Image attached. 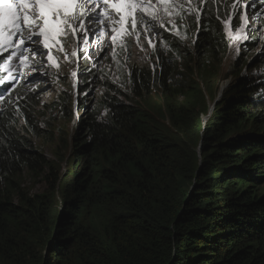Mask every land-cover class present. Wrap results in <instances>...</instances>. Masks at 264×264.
Segmentation results:
<instances>
[{"label": "trees", "instance_id": "1", "mask_svg": "<svg viewBox=\"0 0 264 264\" xmlns=\"http://www.w3.org/2000/svg\"><path fill=\"white\" fill-rule=\"evenodd\" d=\"M205 5L187 27L192 45L155 47L151 64L128 66L120 103L106 79L100 115L87 111L74 137L58 129L61 152H72L68 183L31 136L24 146L5 137L0 264H264V41L251 29L235 41L232 2ZM59 96L66 126L72 98ZM37 169L46 188L25 192Z\"/></svg>", "mask_w": 264, "mask_h": 264}, {"label": "snow or ice", "instance_id": "2", "mask_svg": "<svg viewBox=\"0 0 264 264\" xmlns=\"http://www.w3.org/2000/svg\"><path fill=\"white\" fill-rule=\"evenodd\" d=\"M97 7L102 8V13H96ZM137 11L139 18L133 14ZM168 11L167 0H159L158 4H153L152 0H0V55L13 49L8 59L18 57L20 65L31 70L36 69L29 54L32 60L38 55L46 56L47 66L58 68L53 49L65 56L69 55L58 39L61 35L75 36L80 31L82 35L79 39L87 46L89 32L102 37L104 28H109L111 44L116 45L119 40L120 46L125 47L122 36H132L139 43L138 23L143 31L149 30L148 25L153 22L163 27V17ZM76 55L77 49L74 48L71 56ZM36 63L40 67L45 66L44 61ZM72 75L75 77L76 73Z\"/></svg>", "mask_w": 264, "mask_h": 264}, {"label": "rangeland", "instance_id": "3", "mask_svg": "<svg viewBox=\"0 0 264 264\" xmlns=\"http://www.w3.org/2000/svg\"><path fill=\"white\" fill-rule=\"evenodd\" d=\"M188 1L191 5V8H192V14H194L195 17H197L196 8L199 7L202 2L207 4V6H211V7L216 6V0L207 1V2L205 0H188ZM237 5H238V3L236 4V6L233 5V6H235V11L237 9ZM205 10H206V5L203 6V8L201 10L199 9L198 13L202 14ZM231 16H232V14H229L230 18H231ZM245 20L247 21L246 23H245ZM230 22H231V20L228 21L227 25H229ZM241 22H242V27L240 29L246 30V32H248V28H246V26L248 25L249 28L253 27V28H251V31L254 30L256 32H260V37H261L262 41H264V33L261 32L262 27L261 26L257 27L255 25V17L252 13L251 14L248 13L243 18H241ZM85 23H87V21H85ZM180 24H181V18H178L177 19V26L175 27V30L178 33V37L168 36L169 44L172 46L173 49L175 48L177 50H178V48L181 47V43H183L184 45L185 44L186 45L187 44H189V45L193 44L189 40L190 36H189V31L187 29V27L192 25V23L188 24L186 27H181ZM99 27L102 28V25H100ZM106 31H107V35L111 39L110 29L106 28ZM228 32L231 35L235 34L233 29H230V28H228ZM65 37L66 36H64V37L60 36V37H58V39L65 38ZM66 39H69V37L67 36ZM245 39H246V36H245L244 31L241 32L240 34H238L237 36H235V41H243ZM102 40H103V37H98V36L94 35L92 32H89V34H88V45L80 48L82 60H84V57H88L87 62H86L87 64L85 65V67L90 66L92 69H94L98 66V63L100 60L98 49L102 43ZM78 43H79V40H77V42L75 43V45L72 48H68L67 44L62 43L65 51L69 54L68 56H65L63 53L56 52L55 49H53L52 54L57 59V62L59 64L58 68L47 66V63H46L47 57L46 56L41 57L38 55L34 59L36 61H44L45 62L44 67H40L39 64H37L35 62V64L38 66V68L40 70L41 75H44L43 80H42V84H41V88H40V92H39V99L35 105V112H34V115L37 117V120L41 121V125H40L41 127L38 131L39 132L38 134L32 135L33 133H31V132H29V133L31 134V137L33 138L38 149H40L42 151V155L44 156L45 161L49 160L52 163L57 164L56 166H58L59 170H60L59 175L63 174L64 169H65L66 165L68 164V160H69L68 154L61 152V145H60L59 140L54 138V135L58 131V129L63 128L65 130V133L67 130V128L64 124V119L62 118L61 112L58 109L59 105H58V103H56V102H59V97H60L59 95H61L63 92H65L67 94L68 98H72V104L69 107L70 108L69 113H71L73 108L75 109L74 111L76 113L78 123L80 122V119L83 120L85 115H86V112H85V114H84V112H81L83 106L87 107L86 87L84 86V81H82V78H80V80H78V88H79V91L81 93V97L74 99L71 96V94L69 93V86L72 83L71 75L69 72V67H70V65L74 59V56H71V52ZM94 44H95V47H97V48L95 49L93 47L91 52L86 53L87 49H90V47ZM152 45H153V43L151 42V46L150 45L149 46H146V45L136 46V48L131 52V54L128 57V63L126 65L120 66V69L122 71L121 81H122L124 89L128 87L127 81H126V75L128 74L127 69H128V66L130 64H134V65L139 66V67H143V66H147V65L151 64V60L149 57H150V55H153L152 51L155 48ZM85 48H86V50H85ZM121 49H122V47L120 46L119 40H118L117 44L115 45V50L113 52H111L106 59V62H105L106 65H111L113 63L114 64L119 63V60L121 58ZM169 50H171V49H166L165 51L168 52ZM11 51H13V49H8L7 53H4V57L7 58ZM234 51L238 52V48ZM114 53H115V55H114ZM12 58H14V57H12ZM83 66H84V64H83ZM85 67H84V69H85ZM7 69L9 71L8 75H12L13 79H16L18 77V75L24 74L25 67L20 65V62L17 61L14 66H12L11 68H7ZM18 70H19V73H18ZM20 71H21V74H20ZM106 79H110L113 82L112 76L106 75L99 82L97 89H96V107L99 108V115L102 111V108L99 105L101 96H103L106 92H109L108 81L103 83ZM231 80H233V79L229 78V79L221 80L219 82V84L217 85L218 90L216 93V98L219 97V94L221 93V91L224 87L231 84ZM60 81L63 84H65V87H63V91L59 90ZM9 106H10V102L0 106V109H1L0 110V116L2 117V119H3V116H4V114L7 111V108ZM37 120H35V121H37ZM35 121L33 122V124L35 123ZM67 126H73V122L68 123ZM29 130H30V128L28 127V131ZM47 135H49V137L51 136V140H49V142H47V140H46ZM67 138H69V137H67ZM59 153H60V155H59ZM72 178H73V176H72V172H71L68 174V176L66 177L65 180L68 183L69 181H71ZM44 188H46V185L44 183L43 174L41 173L40 169H37L34 172L27 173L24 176V178H23V189L25 192L29 191L31 193L32 191L36 192L39 190H40V192H43Z\"/></svg>", "mask_w": 264, "mask_h": 264}, {"label": "clouds", "instance_id": "4", "mask_svg": "<svg viewBox=\"0 0 264 264\" xmlns=\"http://www.w3.org/2000/svg\"><path fill=\"white\" fill-rule=\"evenodd\" d=\"M152 3L158 4L159 0H152ZM167 3L169 5V11L163 17V23H164L163 27H160L159 23L153 22L152 24L148 25L149 30L143 31L141 30V25L138 23L137 30L139 31V35H140L139 43H136L134 37L132 36L124 35L121 37L124 40V44L126 46L122 47L121 58L119 60V63L117 64L113 63L111 65H106L105 63L109 54L115 50V45L111 44V39L107 35L106 28H104V26L102 25V28H104V35L102 37L103 39L105 38V41L98 49V53L100 56L98 66L94 69H92L89 66L87 71H85L83 66L82 55L80 53V48H82L85 45L83 44L82 40L79 39V37L82 35L81 32L79 31V33L76 34L79 43L74 47L75 49H77V55L74 56V59L69 67V72L72 80V83L69 86V93L74 99L81 97V93L78 88V80L82 78V81H84V86L86 87L87 111L96 107V89L99 82L106 75L112 76L113 85H114L113 94L110 99V104L120 103L125 98L127 92L125 91L121 81L122 71L120 69V66L126 65L128 63V57L131 54V52L136 48V46L138 45L151 46V44L149 43V40H151L154 47H157L160 50H166L172 47L169 44L168 36L178 37V33L175 30V27L177 26V19L180 18V13L177 10V8L182 7L184 5H188L189 1L186 2L185 0H167ZM133 14L137 15V17L139 18L138 11L134 12ZM158 19H159V14H158ZM193 19L195 18H194V14L192 13L189 14L188 17L186 18L182 17L180 26L186 27L188 23L189 22L191 23ZM173 25H175V27H173ZM25 44L27 45L28 42L25 41ZM4 52L2 55H0V87H1V74L4 71V60H5ZM29 58L33 64V67L36 70L25 68L28 71V73L25 74L24 72L23 75H18L16 79H13L12 75H4L6 84L3 87L2 93L0 94V106L3 104H7L8 102H10V106L7 108V111L3 116V122L2 119H0V144H3V141H5V137L6 138L8 137L11 139L20 140L21 146H24L31 136V134L28 131L30 112L32 108L35 107L39 99V92L44 75H41L38 66L35 64V61L32 60L31 58V54H29ZM12 59L13 60L11 61V63L8 64V68H11L16 64L17 61H19L18 57H14ZM73 72L76 73L75 77L72 75ZM127 81L131 82V79L127 77ZM229 85L224 87V90L228 88ZM63 87H65V84H63L60 81L59 90L63 91ZM74 110L75 109L73 108L71 113H69L70 116L72 117L71 122H73V126H67L68 123L71 122H68L66 124V128H67L66 132L68 133V137H74L75 131L77 130L76 126L78 124V120ZM209 118L210 117H206V116L203 118L204 124L207 123ZM201 149L202 148L199 147L198 152ZM67 152H69V154L72 153L70 150H68ZM67 168H68V164L66 165L62 176H64L65 174L68 175Z\"/></svg>", "mask_w": 264, "mask_h": 264}, {"label": "bare ground", "instance_id": "5", "mask_svg": "<svg viewBox=\"0 0 264 264\" xmlns=\"http://www.w3.org/2000/svg\"><path fill=\"white\" fill-rule=\"evenodd\" d=\"M209 1H212V0H209ZM229 2H232V5H235L236 6V4L238 3V5H237V9H236V11H239L240 10V15L237 17V21L240 23V25H239V28H241L242 27V22H241V18H243L246 14H248V13H252L253 15H254V17H255V25L258 27V26H261L262 27V31L261 32H263L264 33V10H263V13L260 15V13L258 12L257 13V11L256 12H254V10H253V6H255L256 7V5H257V0H228V3ZM248 3H252V6L250 7V9H248ZM201 5V4H200ZM241 5V6H240ZM243 6V7H242ZM200 7V6H199ZM199 7H197L196 8V10H197V15L199 14L198 13V10H199ZM264 9V8H263ZM235 10V9H234ZM259 10V9H258ZM96 13H102V8H100V7H97L96 8ZM235 11V12H236ZM92 14H95V13H92ZM103 15H107V13H103ZM227 28H230V29H232L231 28V24H229L228 25V27ZM246 28H248V30H250L251 28H253V27H248V25L246 26ZM252 32H254V30H252ZM259 34H260V32H258ZM64 37V36H63ZM68 37H69V39H66V37L65 38H61L60 39V42L61 43H65V44H67L68 45V48H72L74 45H75V43L77 42V40H78V37L76 36V34H75V36H73L72 34H69L68 35ZM96 42V41H95ZM93 47L96 49L97 47H95V44L94 45H92L91 47H90V49H87V51H86V53H89V52H91V50L93 49ZM155 49V48H154ZM12 52V51H11ZM4 53H7V51H5ZM9 57V56H8ZM8 57L7 58H5V60L7 61V63H5L6 61L4 60V71L2 72V74H1V87H0V94L2 93V91H3V87L5 86V84H6V80H5V76L4 75H8V73H9V71H8V63L10 62V60L12 59H8ZM35 62H36V60H34ZM87 62V59H85L84 58V60H83V64H84V67H85V65L87 64L86 63ZM96 62V61H95ZM87 69H88V66L87 67H85V71H87ZM18 73H19V70H18ZM20 74H21V71H20ZM80 80V79H79ZM231 82H232V80H231ZM227 89V88H226ZM225 89V90H226ZM225 90H224V88L222 89V91H221V93L219 94V97H217L216 98V100H215V102H214V104H212L211 105V109H210V112H209V115H207L206 117H210L211 116V113L213 112V110H214V108H215V105L217 104H219V102L222 100V98H223V95H224V92H225ZM84 107V106H83ZM82 107V108H83ZM86 107V106H85ZM86 109H87V107H86ZM1 110V109H0ZM81 112H84V114H85V109H84V111L83 110H81ZM83 114V115H84ZM82 115V116H83ZM82 119H80V121H81ZM2 122H3V119H2Z\"/></svg>", "mask_w": 264, "mask_h": 264}, {"label": "water", "instance_id": "6", "mask_svg": "<svg viewBox=\"0 0 264 264\" xmlns=\"http://www.w3.org/2000/svg\"><path fill=\"white\" fill-rule=\"evenodd\" d=\"M200 148H202V145L200 146ZM199 152H200V156H201V155H202V154H201L202 150H200Z\"/></svg>", "mask_w": 264, "mask_h": 264}]
</instances>
